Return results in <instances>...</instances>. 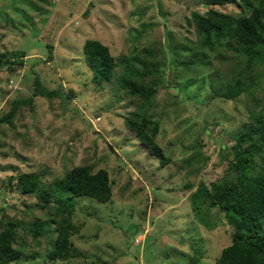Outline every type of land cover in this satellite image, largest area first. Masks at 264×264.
Segmentation results:
<instances>
[{
  "label": "rangeland",
  "instance_id": "rangeland-1",
  "mask_svg": "<svg viewBox=\"0 0 264 264\" xmlns=\"http://www.w3.org/2000/svg\"><path fill=\"white\" fill-rule=\"evenodd\" d=\"M201 1L0 0V52L26 54L13 72L0 67V115L32 94V72L63 96H33L31 108L20 106L10 124H0V224L49 222L36 237L16 228L13 246L21 255L7 264H187L195 241L198 264H210L229 244L233 230L222 212L203 202L196 214L189 195L221 179L239 130L253 123L252 114L264 116V60L245 73L244 58L225 41L214 49L199 45L190 12L202 13ZM215 8L239 12L235 3ZM87 38L115 58L112 78L101 85L82 56ZM140 59L148 69L142 77ZM238 73L242 90L224 96ZM122 77L153 89L150 96L130 94ZM133 118L157 125L165 164L125 125ZM79 165L105 169L111 196L103 203L72 197L70 213L57 217L77 229L69 238L77 256L49 261L51 203L38 208L32 193L19 192L16 177L37 173L49 188Z\"/></svg>",
  "mask_w": 264,
  "mask_h": 264
},
{
  "label": "trees",
  "instance_id": "trees-1",
  "mask_svg": "<svg viewBox=\"0 0 264 264\" xmlns=\"http://www.w3.org/2000/svg\"><path fill=\"white\" fill-rule=\"evenodd\" d=\"M205 10L202 13L191 11L190 18L199 36V45L214 49V44L226 42L227 47L244 58L243 72L250 70L253 62L264 60V0H202ZM235 3L239 7L237 14L218 11L215 6ZM46 59L51 58L50 45ZM82 56L90 70V79L96 85L109 81L113 76L115 58L106 45L96 39L87 38L82 43ZM26 56L22 49L0 52V67L8 73L14 71ZM143 68L139 76L146 72L147 64L143 59L138 61ZM241 70V71H242ZM32 94L12 100L9 108L0 115V124L8 123L20 106L31 108L32 97L40 96L48 99L63 96L56 88H46L37 73L32 72ZM224 88L222 94L234 96L242 90L243 80L239 77ZM138 76V75H137ZM121 87L130 94H138L144 98L150 96L153 89L140 90L127 77L118 79ZM125 125L134 130L140 143L152 154L160 164L167 162L162 148L154 140L157 125L150 120L139 121L137 118L125 119ZM250 126L239 130L231 145L232 157L219 181L209 183V188L201 185L189 196L190 209L196 214L200 205L206 202L222 212L227 225L232 228L230 242L222 247L219 254L210 264H264V116L251 115ZM143 123L150 126L144 129ZM19 192L32 193L38 208L47 210L54 223L55 238L50 243L45 257L49 261L69 260L77 256L70 241V235L77 229L68 222L63 223L61 214L71 211L72 197L87 195L100 203L111 196L108 172L99 168L92 172L85 165L74 166L62 177L53 179L49 188L43 187L37 173L24 172L16 177ZM67 196V197H66ZM47 221L38 224L21 225L18 221L6 219L0 224V264H7L21 255V249L13 246L16 228L29 232L33 237L44 231ZM202 250L197 242L191 244V254L187 264H198Z\"/></svg>",
  "mask_w": 264,
  "mask_h": 264
}]
</instances>
